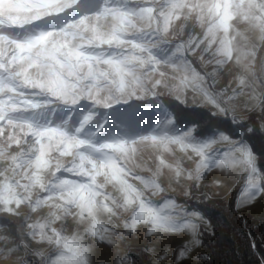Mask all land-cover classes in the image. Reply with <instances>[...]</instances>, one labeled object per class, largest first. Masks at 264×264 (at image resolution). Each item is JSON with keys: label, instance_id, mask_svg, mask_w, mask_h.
Here are the masks:
<instances>
[{"label": "snow or ice", "instance_id": "snow-or-ice-1", "mask_svg": "<svg viewBox=\"0 0 264 264\" xmlns=\"http://www.w3.org/2000/svg\"><path fill=\"white\" fill-rule=\"evenodd\" d=\"M259 45L264 0H0V213L29 211L0 258L28 254L30 241L49 248L32 250L31 264H93L97 246L118 248L139 227L149 237L185 234L175 259L193 258L211 225L202 229L204 211L164 195L172 184L199 189L219 170L239 186L233 211L264 197V151L253 143L264 140V120L237 115L264 116ZM197 53L210 71L196 67ZM229 65L236 87L217 90ZM160 88L179 104L191 91L213 111L182 122ZM144 107L151 118L133 120Z\"/></svg>", "mask_w": 264, "mask_h": 264}, {"label": "rangeland", "instance_id": "rangeland-1", "mask_svg": "<svg viewBox=\"0 0 264 264\" xmlns=\"http://www.w3.org/2000/svg\"><path fill=\"white\" fill-rule=\"evenodd\" d=\"M191 27V25H189ZM238 27L243 28V25H238ZM199 32V29H197ZM187 33H185L186 37ZM255 42V41H254ZM199 53L196 56L192 57V60L196 67L203 72H207L211 70V65L201 66V63L198 60ZM264 57V45H259L257 50V64L259 65L260 58ZM205 59H209V57H205ZM235 69L229 65L228 68L225 69L224 73H222L219 83L216 85L217 90L223 88L226 84L231 81L230 88L236 87V81L233 79V73ZM171 83V82H170ZM257 94L264 93V85L257 83L255 85ZM161 98L174 109L179 118L187 120H192L196 118H204V111L211 112L213 109L207 104H203L202 98L198 95H195L193 92L189 91L187 93V101L186 104H179L174 98L173 94L164 88H160L159 90ZM142 105H148V101H140L137 102ZM240 104H243V98L239 101ZM184 109V110H181ZM237 115L245 118L246 120H250L252 118H258L262 120V114L258 108H254L251 111L248 110H238ZM152 116V113L149 107H144L140 111L134 114L133 120L135 121H146L149 120ZM220 119H223L222 117ZM253 119L252 121H255ZM144 157L147 158L152 153L149 151H144ZM171 159V157H169ZM154 166V165H153ZM185 167H192L191 163L185 162ZM134 171H139L138 169H134ZM143 175H148L147 172H142ZM169 173H165V176L162 178L161 183L165 188H169ZM221 180L223 182L222 186H216L213 184V181ZM238 185H233V182L229 179H226L219 170H213L208 173L207 177L201 182L199 189L192 186L191 181L182 180L180 184H172L171 188L175 189L169 190L164 195L175 197L179 204L187 203L190 207H195L200 210L201 207L199 205L200 201L208 198L211 200L214 199H234L236 191L238 190ZM190 190L191 195L186 197L184 195L185 190ZM111 190V189H109ZM159 199V197H157ZM21 216H11L5 213H0V237H8L9 243L5 245L4 241L0 240V248L4 247H12L14 243H18L20 240L19 235L17 234V228L23 223L24 215L29 214L27 208H21ZM46 211V210H45ZM203 211V210H202ZM240 215H246L252 218L255 222V225L258 222L264 224V197L259 198L255 204L249 208H246L244 211L239 212ZM44 215L43 212L31 214V219L35 220L38 216ZM127 215V214H125ZM207 224L204 221H201V228L207 229V225H209L208 220L205 217ZM115 223L120 224V221H115ZM76 225L69 221L68 223V231H72ZM81 226V230H82ZM120 232H123L124 229L121 226L117 229ZM145 227H139L138 231L135 235L129 237L124 243L120 244L118 248L109 247L103 244H100L96 247L94 254L92 256L93 264H130L131 255L138 252L139 250H146L149 256L152 259L153 264H173L178 263L175 259V253L179 246L187 239L185 234H169L160 238L156 235L151 237L145 234ZM91 242V241H89ZM30 249L28 254L21 248L19 251L15 252L11 259H3L0 258V264H17V259L27 260L32 259V262L37 258L31 255V251L37 249L38 247H42L45 251H48L49 248L47 245H37L29 241ZM168 250V256L163 261H158L157 257L162 255L164 250ZM201 247L197 248L195 252L192 253L193 258H189L184 260L183 262H192L194 261V257L196 253H200Z\"/></svg>", "mask_w": 264, "mask_h": 264}, {"label": "trees", "instance_id": "trees-1", "mask_svg": "<svg viewBox=\"0 0 264 264\" xmlns=\"http://www.w3.org/2000/svg\"><path fill=\"white\" fill-rule=\"evenodd\" d=\"M204 113V118H207L209 112L204 111ZM253 119L261 120L258 118L250 120ZM180 120L185 122V119L180 118ZM253 143L256 152L264 151V140L256 139ZM232 202L233 199L211 200L208 198L199 202L211 225V228L204 232L200 251L205 258L198 262L194 260L183 262V264H264V224L258 222L255 225L252 218L233 211ZM242 220H246L247 224H243ZM31 262L32 259L29 260V264ZM129 263L153 264L146 250H139L132 254ZM173 264H179V262Z\"/></svg>", "mask_w": 264, "mask_h": 264}]
</instances>
